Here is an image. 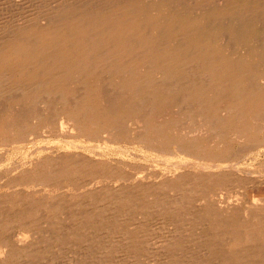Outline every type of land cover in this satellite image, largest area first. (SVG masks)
<instances>
[{
	"label": "bare ground",
	"instance_id": "obj_1",
	"mask_svg": "<svg viewBox=\"0 0 264 264\" xmlns=\"http://www.w3.org/2000/svg\"><path fill=\"white\" fill-rule=\"evenodd\" d=\"M32 4L0 6V264H264V198L215 193L264 177V0Z\"/></svg>",
	"mask_w": 264,
	"mask_h": 264
},
{
	"label": "rangeland",
	"instance_id": "obj_2",
	"mask_svg": "<svg viewBox=\"0 0 264 264\" xmlns=\"http://www.w3.org/2000/svg\"><path fill=\"white\" fill-rule=\"evenodd\" d=\"M2 1V0H1ZM0 1V3L2 4H4V6L3 7H5V5H7V4H9L11 1H13V0H8V2L6 1V0H3V2H1ZM6 1V2H5ZM17 1V2H16ZM24 1V0H23ZM26 1H27V3H26ZM26 1H24V2H22V0H14L12 3H10L9 5H7V9H6V7H5V10H4V8H3V10H4V12H11V14H12V12H13V14L14 13H18V16L17 17H21L22 15H21V13L23 14V12H24V9H26L27 8V6L29 7V5H31L32 3L34 4V5H38L40 2H41V0H34L35 1V3H34V1H31V0H29V1H31V3L28 1V0H26ZM38 3H37V2ZM30 4H29V3ZM6 3V4H5ZM14 3H16V4H23L24 3V5H21L20 7L21 8H23V9H20L19 7H17V6H19V4L18 5H16L15 6V10H13V11H11V9H13L14 8V6H11V5H13ZM25 3L26 4H28V5H25ZM0 4V6H2ZM32 4V5H33ZM23 6V7H22ZM13 7V8H12ZM25 7V8H24ZM10 8V9H9ZM17 8H19V10H20V13H19V11H16V10H18ZM30 8H32V6H30ZM9 9V11H7ZM22 11V12H21ZM12 14V15H13ZM19 14L21 15V16H19ZM17 14H14V16H16ZM14 16H13V18H14ZM237 149V148H236ZM250 177V176H249ZM254 177V178H253ZM253 178V179H252ZM258 178V179H257ZM264 177H261V176H256L255 177V175H253V176H251L250 177V183L248 184V185H246V187L244 186L243 188H241V189H238L237 188V190H236V186L235 185H228L227 187H226V189L224 188V190L223 191H221V190H219V192H215V193H219V194H221V196L219 197L220 199H223V200H227V198H228V196H230V199H232L233 201H237L239 204L241 203H245L246 202V198H247V196L248 195H250V194H252V196L253 197H257V199H262V198H264V179H263ZM263 180V181H262ZM259 182V183H258ZM262 182V183H261ZM258 183V184H257ZM261 183V184H260ZM256 185V186H255ZM258 185H263V187L262 186H258ZM262 187V189L263 190H261V189H259V188H261ZM235 188V189H234ZM257 188V189H256ZM259 189V191H261V194H260V192H258L257 190ZM246 191V192H245ZM250 192V193H249ZM257 192V193H256ZM234 194V195H233ZM258 194V195H257ZM239 197V198H238ZM216 198L217 197H215V198H213V196H211L210 198H209V201H210V203L212 204V203H215V201L214 200H216ZM226 198V199H225ZM234 198V199H233ZM236 199H238V200H236ZM217 201V200H216ZM204 204V202L202 203V202H196V203H194V205H193V208L194 209H201V208H203L202 207V205ZM217 206V205H216ZM215 206V207H216ZM218 207V206H217ZM75 207H73V209L71 210L72 212H75ZM155 222V223H154ZM162 222H160V221H157V220H155V221H151V222H147V224L146 225H148L149 227H150V229H151V231H152V234L154 235H152L151 237L153 238L152 240H149L150 242H149V246H151V244H152V246H151V248L154 246V247H156L157 245H158V238L166 231L167 233H165V234H168L169 233V229H171L170 227H169V229L167 228H165V226H164V224L162 223ZM64 225V226H63ZM198 225H200V226H198L197 227V232H199V233H203V235H204V233H205V235H208L209 234V232L208 231H206V229H205V227H204V225L203 224H198ZM161 226L163 227V228H161ZM41 227L43 228V225H42V222H41ZM61 227L62 228H67L68 227V225L67 224H62L61 225ZM165 228V229H164ZM15 229H17V230H15ZM157 229V230H156ZM204 230V231H203ZM11 231L12 232H17V233H19V234H22L23 233V235H25V233L24 232H26V233H29V234H27L26 236H27V240H29V238L28 237H31V233L28 231V230H26V229H23V228H18L17 226H15V227H11ZM23 231V232H22ZM155 231V232H154ZM160 231H162V232H160ZM157 232V233H156ZM165 234H163V236L165 237ZM154 237H156L155 239H154ZM163 237V238H164ZM204 237H207V238H209V236H204ZM151 239V238H150ZM159 240H160V238H159ZM32 240H30V242H31ZM212 243H213V245H214V248H216V249H220V247L222 246V248H223V245H222V240L221 239H219L218 237H216V238H212L211 237V240H210ZM156 245V246H155ZM55 246V245H54ZM54 246H52V247H47V248H42V246H41V248L39 249V247H37V246H33V247H35V248H33V247H30V248H28L27 250H25V252L27 251V253H25L24 254V256H23V258H22V260H21V257L19 258L20 260H19V262H20V264L22 263H25L26 264V262H28V261H26L25 262V259H27L26 258V256L28 255V254H30V253H32L35 249H39V250H41V255H40V257H41V264H67V260H68V258H70L71 259V255L73 254V253H67V249L66 248H64V249H62L64 252H65V254H68V255H65L64 254V252L63 251H61V255H60V257L62 258H60L59 256L58 257H54V255L53 254H55L56 252H57V249H56V247H54ZM154 247H153V249H154ZM53 248V249H52ZM84 248V246L83 245H81L80 246V249H83ZM50 249H52V250H50ZM32 250V251H31ZM30 251V252H29ZM54 251V252H53ZM76 252V251H75ZM81 253L82 251H78V253ZM195 252V254L197 255V257H199V258H201L202 260H206L207 259V263H204V264H208V263H211L210 261H209V258H208V256L206 255V253H207V251H204L203 253H202V251L201 252H197L196 250L194 251ZM57 253H59V252H57ZM77 253V252H76ZM73 254L72 256H74L75 258L78 256V253L77 254ZM198 253V254H197ZM199 253H201V254H199ZM27 254V255H26ZM83 254V252L81 253V254H79V255H82ZM202 255V256H201ZM25 258V259H24ZM60 258V259H59ZM67 258V259H66ZM75 258H73V259H75ZM78 258V257H77ZM27 260H30V259H27ZM22 261V262H21ZM37 264V263H40L39 261H36V260H32V261H29L28 262V264L29 263H32V264H35V263ZM107 263H109V262H106V263H104V264H107ZM110 264V263H109ZM113 264H117L116 263V261H115V263H113Z\"/></svg>",
	"mask_w": 264,
	"mask_h": 264
}]
</instances>
